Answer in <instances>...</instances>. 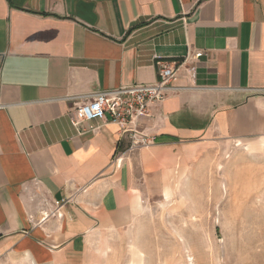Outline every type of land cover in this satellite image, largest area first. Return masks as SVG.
Masks as SVG:
<instances>
[{"label": "crops", "instance_id": "1", "mask_svg": "<svg viewBox=\"0 0 264 264\" xmlns=\"http://www.w3.org/2000/svg\"><path fill=\"white\" fill-rule=\"evenodd\" d=\"M163 60L182 63L139 121L150 145L73 125ZM212 137L264 139V0H0V261L92 264Z\"/></svg>", "mask_w": 264, "mask_h": 264}, {"label": "rangeland", "instance_id": "2", "mask_svg": "<svg viewBox=\"0 0 264 264\" xmlns=\"http://www.w3.org/2000/svg\"><path fill=\"white\" fill-rule=\"evenodd\" d=\"M92 264H264V139L212 137ZM0 264H23L3 259Z\"/></svg>", "mask_w": 264, "mask_h": 264}, {"label": "built area", "instance_id": "3", "mask_svg": "<svg viewBox=\"0 0 264 264\" xmlns=\"http://www.w3.org/2000/svg\"><path fill=\"white\" fill-rule=\"evenodd\" d=\"M203 54L199 51L193 54L198 58ZM190 53L186 54V58ZM181 63L163 60L158 64V79L153 83H139L121 85L112 89L100 90L74 107L72 110V123L78 127L81 123L90 121L112 122L118 125L122 133H127L130 139V149L148 146L152 140L143 134L138 126L141 118L148 115L153 104L163 101L175 89L172 86ZM90 129L94 126L88 125ZM59 205V202H56ZM60 206V205H59ZM59 208V207H58ZM59 214L57 210L45 214Z\"/></svg>", "mask_w": 264, "mask_h": 264}]
</instances>
